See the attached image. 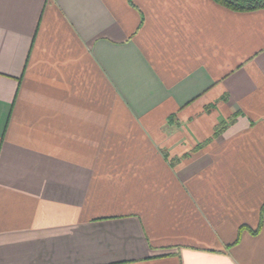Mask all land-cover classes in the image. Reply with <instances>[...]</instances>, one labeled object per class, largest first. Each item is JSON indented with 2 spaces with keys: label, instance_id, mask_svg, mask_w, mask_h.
Instances as JSON below:
<instances>
[{
  "label": "crops",
  "instance_id": "1",
  "mask_svg": "<svg viewBox=\"0 0 264 264\" xmlns=\"http://www.w3.org/2000/svg\"><path fill=\"white\" fill-rule=\"evenodd\" d=\"M0 264H264V9L0 0Z\"/></svg>",
  "mask_w": 264,
  "mask_h": 264
},
{
  "label": "trees",
  "instance_id": "2",
  "mask_svg": "<svg viewBox=\"0 0 264 264\" xmlns=\"http://www.w3.org/2000/svg\"><path fill=\"white\" fill-rule=\"evenodd\" d=\"M215 3L235 12H250L264 9V0H213ZM254 233L257 230L253 231Z\"/></svg>",
  "mask_w": 264,
  "mask_h": 264
}]
</instances>
